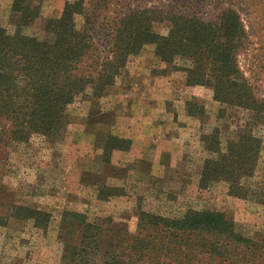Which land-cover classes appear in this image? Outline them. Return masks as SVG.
Listing matches in <instances>:
<instances>
[{"label":"trees","instance_id":"obj_1","mask_svg":"<svg viewBox=\"0 0 264 264\" xmlns=\"http://www.w3.org/2000/svg\"><path fill=\"white\" fill-rule=\"evenodd\" d=\"M39 1L12 0L15 31L8 34L0 26V155L13 145H28L33 137L59 140L75 101L87 92L98 100L104 97L129 61L152 46L154 58L181 72L185 86L212 91L219 118L226 108L250 112V120L224 142L217 128L201 136L214 156L204 161L199 187L225 182L233 196L243 197L262 147L264 97L255 95L240 69L238 55L247 35L234 10H224L215 22L204 21L191 12L200 0H174L165 10L121 5L109 17L120 0H73L64 3L59 17L45 20L39 33L23 34L41 18ZM77 17L83 20L81 28ZM164 23L167 33L162 35L154 26ZM187 108L191 116L204 114L202 106L189 102ZM129 146L109 136L106 149L128 151ZM15 216L40 229L51 218L21 207ZM137 222L131 245L109 228L108 219L94 223L84 213L64 211L59 264H264V236L245 237L213 206L187 209L176 217L139 209Z\"/></svg>","mask_w":264,"mask_h":264},{"label":"rangeland","instance_id":"obj_2","mask_svg":"<svg viewBox=\"0 0 264 264\" xmlns=\"http://www.w3.org/2000/svg\"><path fill=\"white\" fill-rule=\"evenodd\" d=\"M67 1L73 0H40L41 18L22 33H39L45 20L60 16ZM172 3L120 0L107 15L114 17L125 4L165 10ZM11 4L0 0V26L8 34L15 31ZM227 9L239 15L247 35L238 55L240 69L262 98L264 0H200L191 12L215 22ZM76 24L81 28V17ZM154 28L167 33L166 23ZM129 62L104 97L98 100L87 92L75 101L59 140L33 137L28 145H13L0 155V264H59L64 240L60 218L66 210L84 213L94 223L108 219L109 228L131 245L139 232V209L176 217L187 209L213 206L245 237L264 236V126L259 129L262 147L242 198L233 196L225 182L201 188L204 161L214 156L205 150L201 136L217 128L224 142L250 120V112L226 108L219 118L212 91L185 86L181 72L154 58L152 46ZM189 102L202 106L203 116L189 115ZM109 136L129 141V150L108 151ZM20 207L49 213L50 222L40 229L32 220L18 219L15 211Z\"/></svg>","mask_w":264,"mask_h":264}]
</instances>
